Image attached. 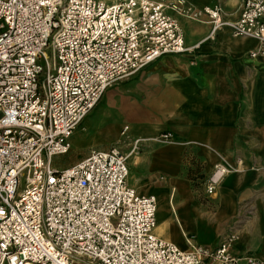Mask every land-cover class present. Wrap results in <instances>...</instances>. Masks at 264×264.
<instances>
[{"label": "built area", "instance_id": "obj_1", "mask_svg": "<svg viewBox=\"0 0 264 264\" xmlns=\"http://www.w3.org/2000/svg\"><path fill=\"white\" fill-rule=\"evenodd\" d=\"M168 10L253 39L248 56L264 55V0H240L235 22L219 4L187 0H0V264H264L233 254L232 235L214 249L189 240L185 251L157 237L156 199L127 185L130 154L92 150L53 167L106 90L190 51ZM232 171L216 166L206 193Z\"/></svg>", "mask_w": 264, "mask_h": 264}, {"label": "crops", "instance_id": "obj_2", "mask_svg": "<svg viewBox=\"0 0 264 264\" xmlns=\"http://www.w3.org/2000/svg\"><path fill=\"white\" fill-rule=\"evenodd\" d=\"M187 4L196 10L219 4L225 21L239 18L240 0ZM166 13L180 25L190 51L163 56L106 90L98 105L113 115H135L132 127L118 126L119 138L132 129L134 136L90 151L130 154L127 185L156 199L157 237L185 251L189 240L214 249L232 235L233 254L264 261V55L248 56L259 46L253 39L227 29L213 34L208 23ZM90 114L73 133L71 149L88 132L83 126ZM163 133L174 143L153 141ZM137 139L144 142L132 152ZM219 165L234 171L208 195L207 179Z\"/></svg>", "mask_w": 264, "mask_h": 264}, {"label": "rangeland", "instance_id": "obj_3", "mask_svg": "<svg viewBox=\"0 0 264 264\" xmlns=\"http://www.w3.org/2000/svg\"><path fill=\"white\" fill-rule=\"evenodd\" d=\"M47 53L49 52L47 51ZM102 104L103 103L99 104L85 121L83 128H87L88 132L86 134L85 132L83 133L84 139H80L77 142L75 141V143L72 144V149L67 155L55 158L53 160L54 168L59 171L64 170L86 157L91 149L110 145L115 143L116 140L123 143L132 140L134 136L133 129L126 137L119 138L118 126L126 122L132 127L137 120L135 115L133 116L129 113L121 115L120 113L118 114V112L113 115L108 110H104ZM102 112L107 113L105 114L106 116H103ZM133 143L134 142H132V149L134 147ZM120 144L121 143H119V145Z\"/></svg>", "mask_w": 264, "mask_h": 264}, {"label": "bare ground", "instance_id": "obj_4", "mask_svg": "<svg viewBox=\"0 0 264 264\" xmlns=\"http://www.w3.org/2000/svg\"><path fill=\"white\" fill-rule=\"evenodd\" d=\"M157 202V201H156Z\"/></svg>", "mask_w": 264, "mask_h": 264}]
</instances>
